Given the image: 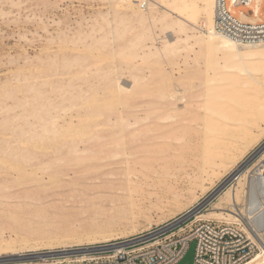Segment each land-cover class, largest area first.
Instances as JSON below:
<instances>
[{"label":"rangeland","instance_id":"rangeland-1","mask_svg":"<svg viewBox=\"0 0 264 264\" xmlns=\"http://www.w3.org/2000/svg\"><path fill=\"white\" fill-rule=\"evenodd\" d=\"M184 3L188 4L191 11H195L202 0H184ZM118 6L111 0H0V195H5L0 208L3 209V217L8 216L10 219L7 224L0 220V233L4 231L6 237L17 239L30 233L71 235L60 241L14 244L19 252H23L20 248L29 252L33 249L28 247H36L34 255L49 252L66 254L126 240L183 217L181 227L185 231L194 229L201 221L241 224V228L257 242L255 255H258L261 246L258 245L259 237L256 238L248 230L249 220L243 209L251 199V194L248 195L251 192V172L264 161V149L257 155L264 144V133L258 136L257 142L246 150L243 147L226 163L217 159V166L206 163L203 169L201 166L196 167L203 171V178L195 182L181 176L174 179H159L157 176L140 179L133 176H130L131 179L127 176L118 179L103 177L102 170L96 167V156L82 162L74 163L66 159L65 162L54 163L51 162L53 151L40 150L32 145L31 86L46 80L44 75L36 79L39 65L42 64L52 66L48 77L51 85L55 88L64 87L60 91V95H64L63 99H57L56 104L67 105L64 101L71 95H80L81 99L75 102L82 108L77 106L71 113L84 115L83 125L89 122L86 121L87 117L96 116V68L110 73L119 66L118 75L112 76L120 78V84L125 81L123 86L131 82L126 87L135 85L141 89L145 85L151 89L147 94L151 100L156 99L165 86L170 87V90H175L174 95L177 94V97L170 99L171 104L183 94V88L191 85L204 91L212 88L213 69L222 66L225 60L221 51L186 42L185 34L163 25H133ZM194 17L195 23L202 25L200 16L196 14ZM168 44L173 49L169 53L165 48ZM95 59H99L101 64L96 65ZM260 67H264V64ZM70 82L75 87H68ZM186 106L183 104L180 108L183 110ZM74 121L78 123L76 119ZM92 126H96V118ZM83 129L80 125L76 129L80 133L65 129V136H56L63 145L56 157L73 153V147L68 145L74 146L86 138L81 136ZM199 129L194 139H199L198 144L201 145V140L208 132L204 128ZM23 133V137L18 135ZM189 136L191 134L187 135L188 140H193ZM89 144L93 145L96 155V141ZM82 146V143L78 144L79 148ZM202 148L195 153L198 157L202 156ZM193 159L188 153L176 161L178 164H188ZM245 164H249L250 173L243 182L237 203L242 218L239 215L236 218L241 220L208 219V214L214 212L220 202L219 198L213 196L214 193L217 195L220 192L218 189L230 175ZM124 168L123 165H112L103 170L123 174ZM8 198L14 201H4ZM201 205L203 208L198 209ZM195 208L198 209L197 214H194ZM263 213L264 210L256 212L259 216H264Z\"/></svg>","mask_w":264,"mask_h":264},{"label":"bare ground","instance_id":"bare-ground-1","mask_svg":"<svg viewBox=\"0 0 264 264\" xmlns=\"http://www.w3.org/2000/svg\"><path fill=\"white\" fill-rule=\"evenodd\" d=\"M111 1L115 5H119L118 9L120 8L126 19L133 25L141 26L147 23L150 26L163 25V27L171 28L176 32L185 34L187 37L186 42H193V45H204L208 50L221 51L225 56V60H223L224 64L222 66L218 64L219 68L215 67L213 69V73L215 74L212 79V88L205 91L193 85L189 88H183V94L176 98L174 104H171L170 99H173V96L175 97L177 94L174 95L175 90H170V87L165 86V90H161L158 93V97L151 100L147 95L151 92V89H148L145 85L141 89L136 88L135 85L131 88L126 87L131 82L123 86L125 81L123 83L121 82V85L119 83L120 78L115 79L112 76L113 74L118 75L120 70L119 66L113 68L110 73L102 72L100 68H96V116H92L91 118L87 117L88 119L86 118V121L89 122L83 125L82 121L85 116L80 113L76 115L71 113L79 105L75 100L81 99L80 95H71L70 98L64 101L67 105L56 104L55 101L57 99H63L64 95H60V91H63L64 87L58 86L55 88L51 85L50 78H48L50 77L51 65H39L40 71L36 75V79H40L44 75L46 80L44 82H37V84L31 86V91L33 92L31 102L33 105L30 111V117L33 119L31 124L33 129L30 139L35 148L53 151L51 162L54 163L65 162L66 159L76 163L92 160V157L96 156V167L102 170L101 175L103 177L111 176L118 179L120 176H127L131 179L132 177L130 176H133L134 178L140 179L157 176L159 179H174L181 176L182 178L185 177L195 182L203 178V171H200L196 167L201 166L202 168L206 163L217 166V159L226 163V161L231 160L240 152L243 147L246 150L247 147L257 142L258 136L264 133V82L262 81L264 79V67H260L261 64H264V44H238L218 34L214 29L215 0H202L200 7L195 11H191L188 4L184 3V0H158L159 5L151 7L149 10L140 9L133 0ZM262 3L263 0H258L254 6L256 13L260 12ZM196 14L200 16V24L202 25L195 23L194 16ZM262 16H264V9L262 10ZM166 40L168 41V39ZM171 45L173 46V43ZM171 45H165L168 53L173 50L171 49ZM175 55L173 56L175 57ZM109 56L110 54L107 58ZM95 60L96 65L101 64L99 59ZM127 63L124 62V64ZM147 84L149 83L147 82ZM182 84L185 85L186 83ZM42 87L48 88L42 90ZM49 87H51V90ZM68 87L75 86L70 82ZM190 99L192 101H189ZM183 104L187 106L182 110L180 106ZM95 118L96 126L93 127ZM74 119L78 123L75 124ZM61 120L62 122H60ZM80 125L81 129L84 127L81 136L82 138H86L81 139L79 143H82L84 147L79 148V143L74 146L68 145L70 148L73 147V153L60 158L56 157L63 146L58 137L65 136V129L73 131L78 129ZM95 128L96 131L94 130ZM199 128H204L208 132L206 137L201 140V145L198 144L199 139H194L197 136L196 133L200 131ZM79 130L76 131L79 132ZM52 134L54 137H51ZM190 134L191 136L189 137H193L194 141L192 139L188 140L187 135ZM18 135L23 137L24 133ZM57 135L58 137H56ZM92 141H96V155L93 153V145L89 144ZM21 146L23 145L21 144ZM201 146H203L201 150L202 156L198 157L195 153ZM263 149L264 144L262 149L260 151L258 150V153L256 152L257 155ZM188 153L194 159L188 164L183 162L178 164L176 159L178 160V158L186 156ZM198 158L200 161H198ZM249 164L243 165L234 172L232 171L233 173L227 182L218 189L220 192L217 195L214 193L213 196L219 198L220 202L214 209V212L212 211V213L208 214V219L226 221L241 220L236 218L237 215L240 216H238L239 218H242L239 213V208L237 209V203L241 188L244 185L243 182L250 173ZM112 165H123L126 168L123 169V174H114L113 171L110 173L103 170ZM10 168L12 169V167ZM187 169H191L192 171L189 172ZM251 173V192L248 194H251L249 197L251 199L243 209V213L247 215V219L249 220L247 225L254 227L259 223L264 226V216L256 214V212L264 210V161L259 168ZM232 181L233 184H231ZM98 183H100L99 180ZM4 196L0 195V202ZM12 199L8 198L4 201L11 203L14 201ZM201 207L202 205L198 209ZM198 209L195 210L194 214H197L196 211ZM2 211L3 209L0 208V220L5 224L10 223L9 217L4 218ZM255 232L258 234L253 236H256V238L257 236L259 237L260 244L258 245H261L260 253L255 255L246 264H264V227L262 229L255 228ZM23 237L22 239H17L12 236L6 237L4 231L0 233V264H16L24 259L35 258L30 255L36 253V250H34L36 247H28L33 249L29 252H25L24 248H20L23 252H19V249L14 247L16 243L29 244L30 242H49L50 240L60 241L64 238L71 237V235L44 236L42 234L30 233ZM85 252L82 251L83 254ZM67 254H72V252Z\"/></svg>","mask_w":264,"mask_h":264},{"label":"built area","instance_id":"built-area-1","mask_svg":"<svg viewBox=\"0 0 264 264\" xmlns=\"http://www.w3.org/2000/svg\"><path fill=\"white\" fill-rule=\"evenodd\" d=\"M133 1L142 10L158 5V0ZM257 2L215 0V31L238 44H264V8L256 13ZM261 5L264 6V0ZM182 220L183 217L126 240L72 254L41 253L16 264H180L193 242L196 243L194 264H246L256 254L257 244L241 224L201 221L194 229L185 231ZM263 227L259 223L254 227L249 225L253 235L255 228Z\"/></svg>","mask_w":264,"mask_h":264},{"label":"water","instance_id":"water-1","mask_svg":"<svg viewBox=\"0 0 264 264\" xmlns=\"http://www.w3.org/2000/svg\"><path fill=\"white\" fill-rule=\"evenodd\" d=\"M195 248H196V243L193 242L190 245V249H189L186 257L183 259V261L180 264H194Z\"/></svg>","mask_w":264,"mask_h":264}]
</instances>
